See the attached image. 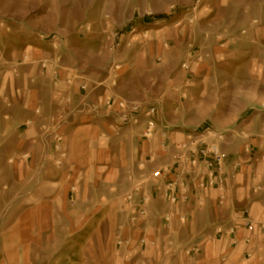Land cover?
I'll return each mask as SVG.
<instances>
[{"label": "rangeland", "instance_id": "rangeland-1", "mask_svg": "<svg viewBox=\"0 0 264 264\" xmlns=\"http://www.w3.org/2000/svg\"><path fill=\"white\" fill-rule=\"evenodd\" d=\"M94 27L106 60L89 66L75 57ZM108 99L154 106L169 148ZM205 130L223 136V184L160 204L150 173L176 168L174 145ZM138 183L156 236L174 237L164 253L182 254L187 219H204L211 238L190 257L264 264V0H0V264H127L116 241Z\"/></svg>", "mask_w": 264, "mask_h": 264}, {"label": "built area", "instance_id": "built-area-1", "mask_svg": "<svg viewBox=\"0 0 264 264\" xmlns=\"http://www.w3.org/2000/svg\"><path fill=\"white\" fill-rule=\"evenodd\" d=\"M200 0H195V7L199 6ZM90 25L85 24L83 29L85 31L90 30ZM45 66V63L42 64ZM183 68H187L186 65H182ZM56 75V73H54ZM80 89L84 90L85 85H80ZM65 101H69L65 98ZM116 106L118 111L119 120L131 125H136L143 121L144 128L142 132V137L146 140H150L154 134H157L161 140V147L168 149L169 145L166 144L167 140V127L157 128L154 116L155 107L152 105L142 107L136 103H127L123 100L108 99L104 102V105L109 107L110 105ZM92 112L98 110L96 105L91 107ZM207 130L200 135L191 136L187 135L185 140L174 145V149L177 151L175 156V162L173 165L176 168H159L156 171L150 173V177L155 180V190L158 191L163 199L169 202V205L173 206L177 202H185L188 199V183L187 174L193 173L195 176V181H199L198 187L203 188L206 186H216L220 187L224 181L223 165L224 156L220 150V144L223 141V136L220 134H215L209 139H205ZM56 141L60 140V136L56 135ZM150 161H153L150 158ZM174 173V178L172 180L164 181V176L169 173ZM141 190V185L138 183L135 185L130 192L125 196V200L130 207L133 208L130 213L129 220L130 223L136 225L141 220L147 218L150 197L145 193H141V196L136 199V195ZM172 216L170 214H165L163 219L166 223H169ZM181 222L184 221V215L179 217ZM245 226L251 229L252 225L249 221L245 222ZM261 229H264V225H261ZM216 234L221 233V228L216 229ZM227 235L234 234V227H231L226 231ZM244 242H248V239H244ZM154 245V241H146L144 238L138 240V245L143 247L145 245ZM232 244H235L233 241ZM129 242L127 239L118 238L116 241L117 247H127ZM247 255H249L247 253Z\"/></svg>", "mask_w": 264, "mask_h": 264}, {"label": "crops", "instance_id": "crops-1", "mask_svg": "<svg viewBox=\"0 0 264 264\" xmlns=\"http://www.w3.org/2000/svg\"><path fill=\"white\" fill-rule=\"evenodd\" d=\"M95 14L90 13L88 15V21L92 22L93 20H95ZM100 18L101 15L99 14ZM92 32H94L93 35H87L88 37L85 39L86 41H84L85 47L87 45V50L85 51V53L83 55H77L75 57V59L77 61H81L84 64H87L89 66H96L97 64L103 62L104 60H106L105 55L103 56H99L98 55V47H101V43H102V38L104 37V35L102 33H98L96 35V33L98 32L96 30V28H92ZM91 32V33H92ZM103 32V31H102ZM97 38V39H96ZM99 40V41H98ZM104 40V39H103ZM155 120V119H154ZM143 122V121H141ZM144 126V123H142ZM163 127H167V126H163ZM168 128V127H167ZM174 178V173L173 172H169L167 173L163 180L164 181H168V180H172ZM188 183V190H198L200 191L202 188L198 187L199 185V181H195V183H192V185L190 186L189 182ZM191 187V188H190ZM154 194V195H153ZM153 196H156V191H153ZM159 195V203L160 204H164V200H161V196L160 194H157V196ZM189 197V195H188ZM153 209V207H151ZM154 213L152 212V215H150V217H147L144 220H141L139 223H137L136 225H132L130 226V228L128 229L124 239H127L130 245V241L132 242V248H127L125 247V249L121 250V249H117V254L122 255L123 258V262H126L127 264H207L208 262H206L203 257H195L192 256L190 257L188 254H190L191 251H195L197 252V247L202 246V243H200L201 241H204L205 239H210L211 236L207 235L208 233H210V231H207L206 234H204V230L205 228L208 227H204V219H187V230H185V236H183V239L185 241H188L187 243L185 242V251L183 252V250L181 251L182 254H179L178 252L180 251V249H170L171 253H164L165 252V248L167 247V244L165 243L166 240H168L169 238H174L173 235H171V233L167 232V230L164 232L163 235H159V237L156 236L154 229H152V226H154L156 224V220L157 219H153ZM152 216V217H151ZM19 219H33L31 218V215L29 212L23 213ZM161 220V219H160ZM212 219L211 222L212 223ZM174 223L175 225L178 224L177 223V219H170L169 223L166 224L167 227H169V225L171 223ZM184 223V221H183ZM233 224V223H232ZM234 227V226H233ZM167 232V233H166ZM119 238V237H118ZM140 238H144L146 241H154V245L150 246V245H145L143 247L138 245V240ZM240 236L239 233L236 232L234 235V242L237 245L239 243L240 240ZM183 240V241H184ZM233 241L230 242V244L233 243ZM211 243V240H210ZM209 243V244H210ZM159 244L160 248L157 249L155 245ZM127 249V250H126ZM211 251L207 253L206 256L209 255V253L213 254L216 253L214 247H211L210 249ZM127 252V253H125Z\"/></svg>", "mask_w": 264, "mask_h": 264}]
</instances>
